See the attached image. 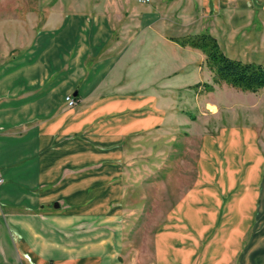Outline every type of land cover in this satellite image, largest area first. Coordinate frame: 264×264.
Instances as JSON below:
<instances>
[{
    "label": "crops",
    "instance_id": "0c3cea01",
    "mask_svg": "<svg viewBox=\"0 0 264 264\" xmlns=\"http://www.w3.org/2000/svg\"><path fill=\"white\" fill-rule=\"evenodd\" d=\"M221 10L264 16V0H90L0 54V264H122L123 140L174 116L177 86L191 94L208 74L205 53L179 40L217 39L208 19ZM210 138L200 214L218 226H173L192 210L180 206L153 264H264V152L250 129Z\"/></svg>",
    "mask_w": 264,
    "mask_h": 264
},
{
    "label": "rangeland",
    "instance_id": "374dc122",
    "mask_svg": "<svg viewBox=\"0 0 264 264\" xmlns=\"http://www.w3.org/2000/svg\"><path fill=\"white\" fill-rule=\"evenodd\" d=\"M89 3L90 0H0L1 61L29 45L31 37L58 15ZM252 16L260 25L250 26ZM263 20L260 12L254 16L245 10L238 16L231 10H221L210 15L208 24L227 55L264 63ZM203 83L211 87L205 88ZM189 88L191 94L188 87L177 86L176 106L171 108L174 116L123 140L118 177L124 197L116 219L121 236L118 258L122 264H153L154 236L170 222L172 225V218L182 216V205L192 210L173 226H218L219 220L212 212L208 218L200 214L201 150L209 144L210 137L227 128L250 129L264 152V87L248 91L225 82L215 83L210 69ZM209 191L213 194L209 196L211 201L216 194L211 188ZM185 197L190 202H183ZM212 205L218 203H209L210 209ZM176 206L178 211L174 213Z\"/></svg>",
    "mask_w": 264,
    "mask_h": 264
},
{
    "label": "trees",
    "instance_id": "16d2710c",
    "mask_svg": "<svg viewBox=\"0 0 264 264\" xmlns=\"http://www.w3.org/2000/svg\"><path fill=\"white\" fill-rule=\"evenodd\" d=\"M179 41L205 53L207 65L213 72V82H225L232 87L248 91H257L264 87V63L227 55L209 32L187 35ZM203 85L205 88L211 87L208 83Z\"/></svg>",
    "mask_w": 264,
    "mask_h": 264
},
{
    "label": "built area",
    "instance_id": "2783aa9c",
    "mask_svg": "<svg viewBox=\"0 0 264 264\" xmlns=\"http://www.w3.org/2000/svg\"><path fill=\"white\" fill-rule=\"evenodd\" d=\"M140 1L146 2L149 0H140ZM65 99H66L67 105H69V106H72L75 103V99L71 95H67ZM2 181H3V178H2L1 173H0V183H2Z\"/></svg>",
    "mask_w": 264,
    "mask_h": 264
},
{
    "label": "bare ground",
    "instance_id": "6f19581e",
    "mask_svg": "<svg viewBox=\"0 0 264 264\" xmlns=\"http://www.w3.org/2000/svg\"><path fill=\"white\" fill-rule=\"evenodd\" d=\"M39 49H40V48H39ZM39 49H38V50H39ZM40 57H41V56H40ZM152 120H153V119H152ZM102 122H103V121H102ZM84 124H85V123H84ZM82 125H83V124H82ZM98 125H99V124H98Z\"/></svg>",
    "mask_w": 264,
    "mask_h": 264
}]
</instances>
